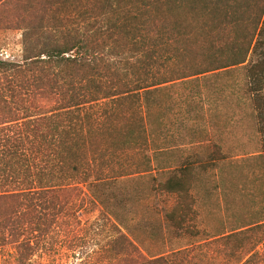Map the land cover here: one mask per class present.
I'll return each mask as SVG.
<instances>
[{"label": "trees", "instance_id": "obj_1", "mask_svg": "<svg viewBox=\"0 0 264 264\" xmlns=\"http://www.w3.org/2000/svg\"><path fill=\"white\" fill-rule=\"evenodd\" d=\"M11 1L0 0V15L21 31L22 49L20 62H0V242L17 263L29 264L45 227L63 211L75 216L86 193L102 201L117 177L150 171L165 175L153 191L172 200L167 227L207 240L197 229L196 173L226 158L212 144L206 159L159 163V94L243 68L264 135V0H22L3 11ZM261 150L264 161V137ZM263 228L244 224L213 241L240 247L241 233Z\"/></svg>", "mask_w": 264, "mask_h": 264}, {"label": "rangeland", "instance_id": "obj_2", "mask_svg": "<svg viewBox=\"0 0 264 264\" xmlns=\"http://www.w3.org/2000/svg\"><path fill=\"white\" fill-rule=\"evenodd\" d=\"M17 2L18 7L25 3L12 0L3 11L16 10ZM5 21L0 15V62L17 63L21 31ZM230 49L227 46L226 57L232 54ZM163 88L158 162L173 167L191 155L206 159L212 144L219 145L226 158L218 168L196 173L197 229L209 238L178 236L167 227L163 212L172 200L153 191L165 175L150 171L117 177L102 201L94 202L90 193L82 196L75 216L63 211L58 222L45 227L33 245L29 264H147L160 256L166 258L165 264H264V228L241 233L240 247L213 241L244 224L264 223V135L258 132L255 111L245 92V71L221 70ZM156 165L151 162L153 169ZM121 234L139 252L123 244L118 239ZM116 245V250L127 252L115 256ZM0 264H18L13 246L0 242Z\"/></svg>", "mask_w": 264, "mask_h": 264}, {"label": "crops", "instance_id": "obj_3", "mask_svg": "<svg viewBox=\"0 0 264 264\" xmlns=\"http://www.w3.org/2000/svg\"><path fill=\"white\" fill-rule=\"evenodd\" d=\"M261 156H262V158H263V152H262V150H261Z\"/></svg>", "mask_w": 264, "mask_h": 264}]
</instances>
